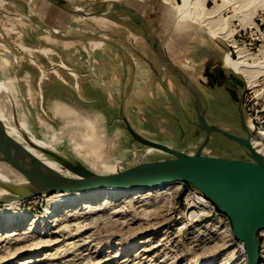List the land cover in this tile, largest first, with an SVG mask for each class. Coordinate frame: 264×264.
I'll use <instances>...</instances> for the list:
<instances>
[{
  "label": "rangeland",
  "instance_id": "1",
  "mask_svg": "<svg viewBox=\"0 0 264 264\" xmlns=\"http://www.w3.org/2000/svg\"><path fill=\"white\" fill-rule=\"evenodd\" d=\"M47 1L60 9L48 5ZM47 1L2 0L0 4V80L12 98L16 118L11 115L9 95L2 92L6 102L4 113L11 119L10 125L21 124L27 130L25 134L62 152L92 173L123 170L147 147L134 142L116 119L120 101L128 93L132 63L146 61L152 78L143 84L140 94L126 95L124 116L140 136L154 140L149 137L158 136L159 132L145 131L139 125L145 110L140 103L149 96L153 100L148 101V107L152 111L163 110L161 113H167L169 121L175 124L177 136L169 137L166 145L188 150L200 143V138L192 137L191 132L186 136L187 118L191 119L193 114L183 105L172 110L166 101L162 104L165 92L160 83H165L170 73L161 67L160 60L171 61L188 79L194 77V65L209 60L225 65L226 71H235L233 74L243 81L245 121L250 125L251 136L259 134L264 144V0H190L181 19H176V15L180 13L178 6L182 0ZM190 13L196 20L191 19ZM61 18L73 19L70 21L79 28L78 32L66 35L63 24L58 22ZM104 29L111 40L121 45L120 50L114 49L106 58L109 70H101L95 63L96 58L102 61L99 50L93 55L95 59L83 49L74 54L80 62L74 69L78 75L85 74L87 79L95 70L104 81L119 77L117 89L113 88L116 84L113 82V87L102 83L95 88L103 100L101 103L114 107L110 116L104 115V134L97 131L102 135L100 139L76 117L54 120L36 83L48 76L41 84L46 95L59 82L55 77L58 72L65 78L68 76L62 70L73 73L58 59L53 48L55 43L50 38L59 36L66 40L76 36V40L85 42L96 40ZM128 32L129 41L125 37ZM35 35H42L47 41L41 40L42 46H30L28 40ZM89 45L98 46L100 42L90 41ZM80 47L83 44L79 43ZM239 59L251 65L254 81L250 86L244 75L230 65V60ZM79 80L82 83L83 79ZM131 83L134 85V80ZM175 91L182 98L184 92ZM107 95L110 100L105 101ZM210 135L212 139L202 149L204 155L243 158L235 143ZM0 137L32 162L59 165L45 152L10 134L3 123ZM155 141L162 143L159 138ZM167 158L163 152L147 151L140 161ZM0 173L13 182L24 180L1 159ZM63 176L70 178L75 173ZM185 188L175 185L169 194L143 199L133 198L138 192L109 190L74 202L70 199L81 198L85 193L44 194L12 201L10 206L3 203L0 205V264L23 261H27L25 264H244L239 242L232 237L227 218L216 209L212 212L196 209L186 192L182 193ZM44 210L54 215L53 226L44 223ZM258 239L260 264H264V240Z\"/></svg>",
  "mask_w": 264,
  "mask_h": 264
},
{
  "label": "water",
  "instance_id": "2",
  "mask_svg": "<svg viewBox=\"0 0 264 264\" xmlns=\"http://www.w3.org/2000/svg\"><path fill=\"white\" fill-rule=\"evenodd\" d=\"M143 36H147V33L143 32ZM153 52L159 58L157 52L155 50ZM160 62L161 67L169 70L177 82L192 94L188 77L171 61L165 59ZM123 100L122 98L120 101L116 119L122 123L126 133L134 142L142 144L143 148L155 146L169 158L152 162L138 160L115 173L95 174L57 151V160L61 159L63 164L73 167L75 176L67 178L49 166L28 160L0 137V159L25 179L23 184L8 183L0 179V188L9 192V195L0 196V205L44 194H78L103 189L135 190L180 182L194 187L220 215L227 218L232 237L242 243L246 264H260L257 232L264 229V156L253 147L250 130L242 115H239V128L244 137H239L207 125L203 115L199 113V108L196 107L195 116L187 119L189 124L193 125L196 136H198L196 129L203 131V139L195 149L191 147L188 150H179L140 136L124 116ZM167 104L174 109L168 102ZM181 107L182 104L178 103L177 108ZM159 110L160 113L163 111ZM163 115V120L170 123L167 113ZM211 131L234 141L238 148L236 150L241 151L243 158L204 155L202 149ZM32 146L47 152L42 147ZM184 192L185 190L182 193Z\"/></svg>",
  "mask_w": 264,
  "mask_h": 264
},
{
  "label": "crops",
  "instance_id": "3",
  "mask_svg": "<svg viewBox=\"0 0 264 264\" xmlns=\"http://www.w3.org/2000/svg\"><path fill=\"white\" fill-rule=\"evenodd\" d=\"M47 4L53 7L55 6L48 1ZM55 8H59V7L55 6ZM70 20L73 21V19L71 18H65V19L61 18V20L58 22L60 24L61 23L63 24L62 28L64 27V31L66 35L67 33L70 34L72 33L71 35H75L76 32H78L79 28L74 24H72ZM53 29L54 28H52V30ZM55 29H59V28H55ZM105 32H107V30L104 29L103 33L98 34L97 36L98 38L96 40H90V41L100 42V45L94 47H91L89 45L90 44L89 40H86L85 42L81 41V39L79 41L76 40L77 38L76 36H73V38L66 40H62L59 36H54L53 38H50L55 43V46H53V48L56 49L55 53L58 56L60 62L71 72H73L72 73L73 76H72L66 70H62L66 72L68 78H65L60 72H58V75H55V77L58 78L59 82L55 86H52L50 89H48L46 95L42 91L41 84L44 80H48V76L46 79L43 78V80H41L39 83H36L35 81L36 85L38 86L37 89L40 93V97L45 102L48 111L50 112L54 120L62 121L63 118H65V116L75 117L74 114L71 113V111L70 112L65 111V110H69L68 108H70V106L72 107V105H74L76 109L78 108L81 109L82 113L86 114L87 116L90 114L96 117L102 116V120H104V115L110 116L112 114V109H114V107H110V106L107 107L106 105H103V103H101V101L103 102V100L102 98H100V94L99 93L97 94L95 88H98L99 86L103 85L102 83H104L108 87H113V83H116L113 87L116 88L117 84L119 83V77L118 76L113 77L111 81L113 83H111L107 80L106 82L103 79H101L100 77L102 76L99 75L100 73L96 72L95 70L93 72V75L87 79L84 76L85 74L78 75L77 72L74 70L80 63L79 61L76 60L74 54L75 52H82V49L84 52H88V53L90 52L93 59H95L93 56L94 53L98 50L101 51L102 61L99 62L96 58L95 63L99 65L101 70L110 69L109 63L106 60V58L112 55L114 49L120 50L121 45L118 44L119 41L117 42L111 40L109 35ZM129 36H130V32H128V34H125V37L128 41L130 38ZM41 40H44V43L47 41L42 35H35L34 38H31L28 41L30 46L38 47V46H42L40 42ZM78 42L83 44L82 48L81 47L78 48L79 47ZM146 63H147L146 61L132 63L133 72H131L130 75L128 93L133 92L136 94H140L141 92H143V84H148L150 82L151 80L150 78H152V75L150 74L151 70L149 71V67ZM79 79H83L82 83H80ZM157 79L158 82H160L159 78ZM133 80L135 83L134 85L133 83H131ZM164 81L165 83L163 84L160 83L165 92L164 96L162 97V100L164 101L162 104L168 102L174 108V110L178 109L177 108L178 103L182 104V101L180 100L178 95L175 94L176 93L175 89H178L176 88L177 87L176 83L178 82L176 79L173 78L171 74L167 75ZM128 93L125 94L123 99L126 98V95ZM140 97L141 96H139V98ZM107 99L110 100L108 95L106 96L105 101H107ZM149 100H151V98L148 96L146 99L142 100V102L144 103H140V105L144 106L145 110L143 112V115L142 116L140 115L141 120L139 122L140 123L139 125L141 128L145 129V131L152 130L154 131V133L159 132L158 136L152 134V137L150 136L149 138H153L154 140L155 139L157 140V138H159L162 143L166 144L168 142L167 139L169 137L175 136L177 134V133L175 134L177 130L173 128L175 124H173L174 122L172 121H170V123H166L163 120L164 115L160 113L159 109L152 111L151 110L152 108L148 107ZM169 116L172 115L170 114ZM82 121L85 124L87 123L86 119ZM162 133L164 135H162Z\"/></svg>",
  "mask_w": 264,
  "mask_h": 264
},
{
  "label": "flooded vegetation",
  "instance_id": "4",
  "mask_svg": "<svg viewBox=\"0 0 264 264\" xmlns=\"http://www.w3.org/2000/svg\"><path fill=\"white\" fill-rule=\"evenodd\" d=\"M224 66L225 65L219 64L218 62L212 63L209 60L194 65L192 69L194 77L189 78V87L192 90V94L186 87L178 83V89L181 91L180 93L184 92L187 96L186 98L184 94H181L182 98H180V100L182 101V105L186 106L187 109L189 108L194 116L197 113L196 107L199 108V113L203 115L207 125L215 126L239 137H244V133L239 128V115H242L245 121V86L243 81L233 74L235 71H226ZM181 89H183V91ZM68 109L69 110L65 111H71L81 122L86 119L87 123L85 126L87 129L96 132L95 134L97 137L101 139L102 135H99L97 131H102L104 134V129H102L104 120H102V117H96L91 114L87 116L82 113L81 109H76L74 105H72V107L70 106ZM97 123H99L100 126ZM187 127L186 131L188 134L186 136L188 137L191 132V136L200 138L199 141L201 142L203 139V131L199 128V130L196 129L198 131V136H196L193 125L188 123ZM210 133L216 136H222L216 131H211L209 132V139L206 144L212 139ZM222 137L235 143L224 136Z\"/></svg>",
  "mask_w": 264,
  "mask_h": 264
},
{
  "label": "bare ground",
  "instance_id": "5",
  "mask_svg": "<svg viewBox=\"0 0 264 264\" xmlns=\"http://www.w3.org/2000/svg\"><path fill=\"white\" fill-rule=\"evenodd\" d=\"M189 2H190V0H182V3L178 6L180 13L178 15H176V19H181V17H182L181 15L186 12V8H187V5L189 4ZM0 4H2V0H0ZM191 14H192V16H191ZM190 16H191L192 20H196V16L193 13H190ZM209 25H210V23H209ZM230 65L232 66V68L234 70L240 71L244 75L249 86L252 85L254 80H253L252 75H251V73H252V71L250 69L251 65H249L247 62H245V60H243V59L230 60ZM2 92H5L7 95H9L7 92V88L5 87L3 82L0 80V104L2 107V109L0 110V124L3 123L5 125V128L7 129V131L10 134L14 135L15 137L19 138L21 141H23L27 144L30 143L31 145L44 148L45 150H47L46 154L49 157H51L53 160H57L58 157L56 155H58V154L56 153L57 152L56 149H54L51 146L43 143L40 140L34 138L32 135L25 134V133H27V130L24 127H22L21 124H19V125L16 124L14 126L10 125L11 119H9L4 113L5 109H6V102H5L3 95L1 94ZM9 97H10V103L9 104H10V108H11V115L15 118L14 113H13L12 98L10 95H9ZM249 126L250 125L248 124V127ZM251 143L257 151L262 153L264 144H263V140L259 134L256 136H251ZM196 146L197 145H194L192 148L195 149ZM147 151L152 152V153L153 152H156V153L162 152L159 148H157L155 146H147L144 150L140 151V153L138 154L135 161L140 160V157L142 156V154L147 152ZM59 158H61V157H59ZM60 161L59 160L56 161L59 164L58 166H54V165H48V166L51 167L52 169L56 170L57 172L61 173L62 175L63 174L70 175L71 172H73V167H70L69 165L63 164L61 159H60ZM61 163H62V165H61ZM0 179L4 182L14 183V184L25 183V179L21 183L13 182L12 180L8 179L6 176H4L1 173H0ZM175 185L177 187H179L180 185L183 186V184L180 182H171V183H163V184H160V185L155 186V187L141 188V189H135V190L103 189V190L87 191V192H84L85 194L84 193H78V194H84V196H82L81 198H76V199L71 198L70 201L74 202L76 200L79 201L80 199L87 200L91 196H95L98 193H103V192L105 193L109 190L122 191V192H138V194H136L135 197H133V198L134 199H143V198H147L150 196L169 194ZM55 194L58 195V193H55ZM64 194L65 193H62L59 195H64ZM2 195H9V192L3 188H0V196H2ZM69 195H75V194H69ZM185 195L187 198H189V200H191V202H193L196 209L201 210V211L205 210L207 212L213 211V208L211 207V205L202 196H200L198 193H194V192L190 191V192L185 193ZM11 203H13V202L12 201L7 202V203H4L3 205L4 206L9 205L10 206ZM191 213H193V212L191 211ZM53 216L54 215L52 213H50L47 210H44L42 218L44 219V223L46 225H49V227H50V225L53 226V224H54L53 222H51V217H53ZM238 245H239L242 257H243L244 264H246L245 253H244V250L241 248L242 243L239 242ZM26 262L27 261H23V262H21V264H25Z\"/></svg>",
  "mask_w": 264,
  "mask_h": 264
},
{
  "label": "built area",
  "instance_id": "6",
  "mask_svg": "<svg viewBox=\"0 0 264 264\" xmlns=\"http://www.w3.org/2000/svg\"><path fill=\"white\" fill-rule=\"evenodd\" d=\"M186 188L184 189L185 192H194V193H198L200 196L201 193L199 191H197L194 187L190 186V185H187V184H183ZM203 197V196H202ZM204 198V197H203ZM205 199V198H204ZM206 200V199H205ZM207 201V200H206ZM208 202V201H207ZM209 203V202H208ZM210 204V203H209ZM211 205V204H210ZM211 207L213 208V210L215 209L212 205ZM257 237H259L260 239L264 240V229H260L258 232H257ZM242 246V245H241Z\"/></svg>",
  "mask_w": 264,
  "mask_h": 264
},
{
  "label": "trees",
  "instance_id": "7",
  "mask_svg": "<svg viewBox=\"0 0 264 264\" xmlns=\"http://www.w3.org/2000/svg\"><path fill=\"white\" fill-rule=\"evenodd\" d=\"M258 243H259V239H258Z\"/></svg>",
  "mask_w": 264,
  "mask_h": 264
}]
</instances>
